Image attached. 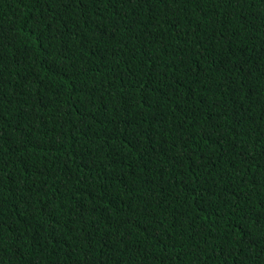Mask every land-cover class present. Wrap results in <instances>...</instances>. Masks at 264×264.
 Instances as JSON below:
<instances>
[{"label": "trees", "instance_id": "obj_1", "mask_svg": "<svg viewBox=\"0 0 264 264\" xmlns=\"http://www.w3.org/2000/svg\"><path fill=\"white\" fill-rule=\"evenodd\" d=\"M0 264H264V0H0Z\"/></svg>", "mask_w": 264, "mask_h": 264}]
</instances>
